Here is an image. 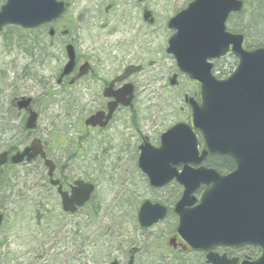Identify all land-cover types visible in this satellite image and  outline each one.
Listing matches in <instances>:
<instances>
[{"label": "rangeland", "instance_id": "1", "mask_svg": "<svg viewBox=\"0 0 264 264\" xmlns=\"http://www.w3.org/2000/svg\"><path fill=\"white\" fill-rule=\"evenodd\" d=\"M62 1L68 4V8L55 27V32L64 30L63 26L67 23L81 53L87 52L96 43L98 50L95 51L97 56L93 57V63H101L108 69L112 58L118 59V62L124 61L123 64L115 62L120 70L126 59L140 62L138 64L143 70L130 79L136 82L134 110L140 118L139 129L150 130L145 131V134L151 143L155 145L158 136L173 124L186 123L189 111L183 103V96H192L193 86L181 78L175 87L165 85L163 77L175 65L172 58L164 54V48L166 39L173 33L166 28L168 19L185 9L191 0H144L140 7L149 10L152 18H155V22L150 25L142 21V13L137 8L133 9L132 14L127 12L123 20L122 12L126 10L123 3L126 0ZM138 2L134 0L133 6ZM248 2L244 17L231 18L228 28L229 31L240 29V34L245 37L246 43H250L249 46H261L264 44V18L250 24L259 32V36H249L242 25L243 18L249 19L252 15L253 7ZM2 5L3 0H0V7ZM111 5L109 16L113 17V21L109 27L116 29L113 32L110 28H102L105 21L100 19L105 16L103 9ZM114 11L119 16L112 14ZM117 17L120 18L117 20ZM58 27L61 30L56 29ZM142 34L148 37L144 38L146 36ZM47 35V30L46 33L45 30L29 33L18 27H7L0 33V153L22 151L35 136L45 143L49 157L60 163L69 161L72 156L74 158L70 160L76 162L75 167L80 170L76 173L87 175V179H95L100 188L95 197L96 203L108 202L115 188L118 198L126 192L131 196V193H136L134 198L138 202L151 198L145 182L142 183L138 179L140 175L132 170L137 157V151L133 152L132 147L117 155V162L126 161L121 167L115 168L117 164H114L94 171L85 166L87 155H96L88 149L98 148L100 140L103 142L101 148H107L108 141L103 136L97 138L92 135L84 148L87 155L78 152L79 137L84 136L83 121L95 106L85 103L84 98L76 99L74 104H67L68 92L71 90H67L66 84L57 86L55 83L63 62V48L58 42H51ZM110 46L115 48L110 49ZM235 67L236 61L231 57L216 65V70H223L220 80L227 78ZM109 73L101 71L100 76L106 80ZM20 97L32 98L39 111L37 127L30 135L23 128L24 114L17 115V111L9 106L14 98ZM125 115L122 113L118 118L126 121ZM108 134L112 135L114 144L119 145L118 152L126 147L121 146L124 132L120 128ZM69 135L71 139L68 143ZM134 140L136 142V137ZM43 175L45 169L40 162L21 166L7 163L0 169V214H4L0 225V264H108L107 258L118 256L115 253L117 245L120 244L122 248L128 246L126 239L130 238L137 247L140 246L139 235L132 230L136 222L131 213L116 221L117 226L113 227V232L118 231L123 235L119 240L122 243H118L111 236L104 235L112 225L103 213L92 221L83 217V214L62 213L60 200L42 192L40 179ZM108 184L113 186L111 191L106 190ZM115 237L117 239V234ZM141 262L139 258L137 264Z\"/></svg>", "mask_w": 264, "mask_h": 264}, {"label": "water", "instance_id": "2", "mask_svg": "<svg viewBox=\"0 0 264 264\" xmlns=\"http://www.w3.org/2000/svg\"><path fill=\"white\" fill-rule=\"evenodd\" d=\"M239 0H193L168 23L175 31L168 42L167 54L174 57L177 68L199 90L200 104L186 99L190 108L189 124L179 123L160 136L157 149L140 147L139 169L148 177L151 187L160 188L175 180L184 188L182 200L174 212L179 218L178 235L196 251H210L214 247L253 246L258 257L240 264H264V48L247 49L244 38L226 31L229 14L240 13ZM65 10L63 2L56 0H5L0 8V31L6 26L33 30L57 21ZM70 62L64 75L73 68V49L66 48ZM231 54L237 59L233 73L224 80L213 75L211 61ZM80 70L78 79L83 77ZM128 72V71H127ZM125 75L117 81L126 78ZM172 80V85H173ZM108 105L109 115L117 104L129 107L132 88L124 86ZM120 94L119 96H117ZM30 100L18 104L27 108ZM99 119L102 116L98 115ZM36 114L30 112L25 128L33 130ZM97 115L86 121L95 126ZM196 133L202 139L198 151ZM40 156L44 158L40 143L34 141L22 153L11 158L15 165ZM219 155L234 162V169L226 175L215 170L198 167L191 169L207 157ZM7 161V154H0V167ZM179 163L182 173L176 172ZM48 176L53 167L45 162ZM205 190L196 200L193 194ZM92 188L79 185L70 198L60 193L64 212H73L89 199ZM60 192V191H59ZM162 211L159 216L153 213ZM164 210L145 203L138 215L142 227H149L161 219ZM209 264H236L212 253L207 255Z\"/></svg>", "mask_w": 264, "mask_h": 264}, {"label": "flooded vegetation", "instance_id": "3", "mask_svg": "<svg viewBox=\"0 0 264 264\" xmlns=\"http://www.w3.org/2000/svg\"><path fill=\"white\" fill-rule=\"evenodd\" d=\"M133 1L134 0H126L123 3V6L126 7V10L122 12L123 14L121 13L123 20L125 19L127 12L129 14H132L133 9L137 8L139 10V13L140 14L142 13V21L144 23H147L148 25L153 24V22H155V18H152L151 12L143 7H140V5L144 3V0H139V2L135 6H133ZM111 7L112 5L107 6L103 9V13L105 14V16L101 17L100 19L102 21H105V23L102 25V28H106V29L110 28L109 24L111 23V21H113V17L109 16V14L111 13ZM244 12H245V7L243 6V10L240 13H244ZM240 13L231 14L228 17V20H226L225 23L227 31H229L228 24L231 21L230 19L232 17H236L237 15H240ZM112 14L119 16L117 11H114ZM118 18L120 17H117L115 19L118 20ZM170 19H168V21ZM58 22L59 21L51 24H45L31 32L35 33L38 31L45 30L46 33L47 30L48 39L51 42L54 41V43L58 42L60 48H63V51L61 50V55L63 56V62L61 63L60 66L61 69L59 74L55 77V83L57 86H64L66 84L65 86L67 90H71L70 93L68 92L67 104L68 105H70L71 103L74 104L75 103L74 101H76V99L84 98L85 103L94 104L95 106L92 107L89 113H87V115L85 116V119L82 124L84 130V136H82L81 138L79 137L77 149L78 152H82V154L86 156L87 151L84 150V148L87 144V140L92 135L96 136L97 138L100 136L105 137L108 141L107 142L108 146L107 148L102 149L101 145L103 144V142L102 140H100L99 142L100 146L98 148H96V146L94 145L95 147H93V149H88L89 152H95L96 155L94 156L87 155V161H86L87 163H85V166L88 169H92L94 171L96 169H102L103 167L113 166L114 164H117L115 168L121 167L123 164L126 163V161L118 160L117 162V155L118 154L121 155L131 150L132 147L133 152L137 151L136 161L132 165L133 168L132 170L134 173L140 175L138 179L141 180L142 183L145 182L146 189L151 194V198L138 202L134 198V196H136V193H131L132 194L131 196L129 192L122 193L120 198H118L117 197L118 191L115 188L108 202L96 203L95 197L98 194L100 188L98 187L97 182L93 177H89L90 179L89 178L87 179V175L84 174L83 176H80L76 173L80 170L78 169V167H75L76 162L70 160L73 159L74 157L72 158L70 156L69 161H63L58 163L54 159L48 156L45 143L38 137L32 136L30 143L22 151L29 148L32 142L38 141L40 143L42 152L44 154V158L41 159L38 156L33 158L32 161H30L29 163L36 162L39 164L40 162L42 166L45 167V162H50L53 167L52 175L50 177L47 176V170L44 168L45 176L43 175L42 179H40L42 181V184L40 185L42 192L47 193L51 197L58 198V200H60L61 211L66 215L83 214V217L86 218L87 216L98 217L103 213V215L109 218L110 224L112 225V227H109V229L107 230V232L104 233V235L111 236L113 240L114 241L117 240L118 243H122L119 240L123 237V235L118 231L113 232V227L116 224V221L120 220V218H124L125 216H127V214L131 213L133 215L136 225L132 227V230L137 235H139V238L141 240L140 246L137 247L135 245V242L132 241L130 238L126 239L128 246L122 248L120 244L117 245L118 247L117 250H115V253L118 254V256H116L115 258H111V257L107 258L106 262L108 264H137L139 258L142 259L141 262L142 264H209L206 258L209 252L196 251L190 248L178 235V228L180 226V222L178 216L174 212V209L176 205L182 200L184 188L181 185H179L175 180L170 181L169 183H167L166 185L160 188L151 187L148 177L138 167L140 147L149 145L150 147L157 149L160 146V136H161V135L158 136L157 142L154 145V143H151V141L145 134V131L149 132L150 130L139 129L138 121L140 118L136 116V112L134 110V104L136 101V85H135L136 82L131 81L130 79L135 74H137L138 72L140 73L143 70L141 64H138L140 62L137 63V61L133 62L132 59H126L125 61L126 63L122 65L120 70L118 68V65L115 66L116 65L115 62L119 63L120 61L118 62V59H114V58H112L111 63L108 66L109 67L108 69L104 68V66L101 63L95 64L93 63L94 62L93 57L97 56L95 55L96 54L95 51L98 50V48L95 47L96 43H94L93 46H90L87 52L81 53L77 40L75 38H72L71 30L68 29L69 27L67 23L64 24L63 26L64 30H62L59 33L55 32V27L57 26ZM61 27H58L56 29L61 30ZM166 28L168 29L167 24H166ZM110 29L112 30V32L116 30L115 28H110ZM51 30L52 33H50ZM172 35L169 36L168 39H166V47L164 48L165 55H167L166 52L168 49V42L172 37ZM144 36H143L144 38L148 37V35H144ZM244 40L246 42L245 37ZM106 44L107 43H104V45ZM67 46H71L73 48L74 64L71 73L69 75L62 76L63 68L68 62L67 55L65 52ZM114 48H115L114 46H110V49H114ZM89 51L90 53H88ZM167 56L169 58H172L175 66L173 68L171 67L168 75L163 77L164 83L167 86L175 87L178 85V79L181 78L187 80L188 84L193 86L192 96H188V95L183 96V103L190 112V108L187 104L186 99L192 98L196 102V104L199 105L201 101L199 96V90L193 81L189 80L187 77H185L182 73L179 72L174 57L170 55ZM229 56L230 55H227L221 59L213 61L214 73H215L216 65H218L220 62H222L225 58ZM125 57H129V56L126 55ZM123 62H120V64H123ZM82 69H83L82 74L85 75L78 79L77 76L80 74V70ZM101 71H110L111 75L109 73L107 75L108 79L104 80L102 76H100ZM126 72H127L126 78L123 79V81H117L120 77L125 75ZM173 79L174 81L172 85L171 83ZM218 79L221 78L219 77ZM43 81L44 79L41 80V83H43ZM126 85L132 88V98L129 103V107H125L120 104H117V106L114 108L113 113L109 115L108 105L114 103L115 98L107 97L105 95V91H107L106 94H117ZM119 95L120 94H118L117 96ZM25 99H31L30 105L28 106L27 109L19 110L18 104L24 101ZM9 106L17 111V115H19L20 113L24 114L25 122L23 128L27 132V135H30L31 131H27L25 129L26 120L29 117V110L30 112L37 114L39 118V111L36 108L33 99L30 97L14 98L9 104ZM189 112L186 118V123L177 122L173 124L171 127H169L166 131H168L170 128H172L174 125L178 123L188 124L189 114H190ZM122 113L126 114L125 115L127 117L126 121H123V118L122 119L118 118V116ZM99 114L102 115L100 119L98 116ZM95 115H97V119H99L100 121L95 126H90V125L87 126L85 124L86 121L90 117ZM149 125L151 127V123ZM118 128H120L121 131L124 132L123 139L121 140L123 144L121 146L123 145L126 146L123 150L119 152L117 148L119 145L118 144L115 145L114 144L115 141L113 140L112 135L108 134L113 131H116ZM196 136L199 143L198 146V151H199L201 148L202 139L199 134H196ZM135 137H136V142L134 140ZM70 139L71 136L69 135L68 143L70 142ZM62 143L64 145L65 142L62 140ZM11 151L12 150L1 152L7 154L8 163L12 156L22 152V151H16L15 153H13ZM214 157L222 158L219 155H212L207 157L202 163L198 164L199 166H195L194 163L192 164L189 163L187 164V166L191 169H197L198 167H203L207 170L212 169L217 171L212 166V159ZM23 164H25V160L21 163V165ZM59 164L62 165L60 166ZM183 167L184 165L182 163H179L178 166L175 168L176 172L178 174L182 173ZM134 168L137 169L135 170ZM233 168H234V162H233ZM230 171H232V169L227 172H218V171L217 172L221 175H224L229 173ZM128 182L130 183L129 178H128ZM80 184L84 186H90L92 188L91 193L89 195V199L82 205L75 206L73 212H63L61 206L60 193L65 194L66 197L70 198L73 194V190L77 189ZM107 188L106 190L111 191L113 189V186L112 185L109 186L108 184ZM204 190L205 187L203 186L200 187L194 193V197L197 199ZM145 203H148L149 206L151 207H155V210L156 207H160L164 210L163 217L161 219H158L156 223L152 224L149 227H142L138 222L139 212ZM104 205L105 208L103 209ZM160 214H162V211L157 212V214L156 212L153 213L154 217L159 216ZM115 234H117V239L115 237ZM89 237L90 235L86 236V241L89 239ZM211 253L217 255L218 257H225L227 261L235 260L237 262L236 264H240L243 261L254 260L258 256V250L250 246H241V247L217 246L212 249Z\"/></svg>", "mask_w": 264, "mask_h": 264}, {"label": "trees", "instance_id": "4", "mask_svg": "<svg viewBox=\"0 0 264 264\" xmlns=\"http://www.w3.org/2000/svg\"><path fill=\"white\" fill-rule=\"evenodd\" d=\"M247 1H249V0H247ZM254 1H257V4H258V0H254ZM256 10H257V8H256ZM256 10L253 9L252 12H251V14L253 15L256 12ZM244 14L245 13H240V15H237L236 17H239L241 19L242 17H244ZM252 15L248 17L249 19L243 18L242 25L246 28L249 36L250 35H257V36H259L260 35L259 32L255 31V29H254L253 26H250V24H251L250 21L252 20ZM245 20H246V23L244 22ZM232 32H236V33H239L240 34L241 33V30L240 29H235L234 31L232 30ZM246 44H247V47L248 48H254V47L249 46L250 43L249 44L246 43ZM261 47H264V44H261ZM215 72H218L219 73V75H218V78H219V77L222 76L223 70H221L220 68H218L217 70L215 69ZM212 166L218 172H227V171L233 169V162L229 158H227V157H222V158H220V157H214L212 159ZM86 218H87V220L92 221L95 217L94 216H89V217L87 216Z\"/></svg>", "mask_w": 264, "mask_h": 264}, {"label": "bare ground", "instance_id": "5", "mask_svg": "<svg viewBox=\"0 0 264 264\" xmlns=\"http://www.w3.org/2000/svg\"><path fill=\"white\" fill-rule=\"evenodd\" d=\"M239 1L242 3V5L246 9L247 8V4H246L247 0H239ZM249 1L250 2H248V1L247 2L252 5L253 9L256 10V8H257L256 12L252 15V20L250 21V23H253V21L256 22L257 20H259V18H261V19L264 18V16H263L264 15V0H258V4H257V1H254V0H249ZM229 16H230V14H229ZM232 18H234V17H232ZM64 71H65V68H64ZM3 218H4V214H0V225H1Z\"/></svg>", "mask_w": 264, "mask_h": 264}]
</instances>
